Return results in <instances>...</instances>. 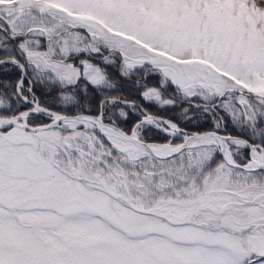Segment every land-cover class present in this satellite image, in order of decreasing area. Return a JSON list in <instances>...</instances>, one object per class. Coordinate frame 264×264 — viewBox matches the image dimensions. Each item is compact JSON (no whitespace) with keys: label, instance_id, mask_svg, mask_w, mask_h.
I'll return each mask as SVG.
<instances>
[{"label":"snow or ice","instance_id":"obj_1","mask_svg":"<svg viewBox=\"0 0 264 264\" xmlns=\"http://www.w3.org/2000/svg\"><path fill=\"white\" fill-rule=\"evenodd\" d=\"M0 264H264V0H0Z\"/></svg>","mask_w":264,"mask_h":264}]
</instances>
